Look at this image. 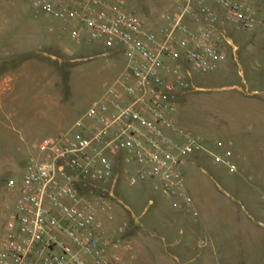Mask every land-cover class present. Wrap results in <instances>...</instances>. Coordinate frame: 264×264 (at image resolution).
Masks as SVG:
<instances>
[{
  "label": "built area",
  "instance_id": "1",
  "mask_svg": "<svg viewBox=\"0 0 264 264\" xmlns=\"http://www.w3.org/2000/svg\"><path fill=\"white\" fill-rule=\"evenodd\" d=\"M32 5L65 29L72 26V39L80 40L81 26L89 39L104 40L110 50L118 47L127 62L72 129L38 145L22 181L7 183L14 208L0 264H127L133 248L128 225L106 228L99 219L113 221L115 184L120 176L130 185L157 180L166 197L191 206L183 166L205 147L202 137L176 123L178 98L193 87V73L212 71L226 59L227 48L237 51L227 24L264 32V1L183 0L162 15L167 26L157 30L124 0H33ZM210 155L235 171L228 160Z\"/></svg>",
  "mask_w": 264,
  "mask_h": 264
},
{
  "label": "rangeland",
  "instance_id": "2",
  "mask_svg": "<svg viewBox=\"0 0 264 264\" xmlns=\"http://www.w3.org/2000/svg\"><path fill=\"white\" fill-rule=\"evenodd\" d=\"M124 1L129 10L157 24L178 2ZM31 2L27 0L26 6L34 14ZM36 14L47 20L42 12ZM225 28L238 51L228 50L221 66L206 74L193 73V87L178 98L176 123L202 137L205 147L188 156L183 166L194 210L182 200L166 197L157 180L130 185L120 176L115 184L109 211L113 223H126L127 236L133 235L138 247L164 264H264V32L259 27L237 30L230 24ZM104 45L98 39L79 47L76 58L92 57L79 59L70 72L69 89L64 92L70 126L123 71L124 55L111 53ZM259 62L257 73L253 66ZM245 94L250 95L247 101ZM25 108L24 102L7 103L0 111V249L14 208L7 183L22 181L27 162L20 122ZM216 142L223 146L216 147ZM210 152L228 160L235 171L215 162Z\"/></svg>",
  "mask_w": 264,
  "mask_h": 264
},
{
  "label": "crops",
  "instance_id": "3",
  "mask_svg": "<svg viewBox=\"0 0 264 264\" xmlns=\"http://www.w3.org/2000/svg\"><path fill=\"white\" fill-rule=\"evenodd\" d=\"M180 1L183 0H178ZM242 1L255 4L260 0ZM26 2L27 0H0V66L9 69L0 70V111L4 110L7 103H25L26 108L22 112L20 122L25 130L22 145L24 152L22 153L28 160L30 156L38 154V145L44 139L66 133L85 114L77 118L70 126L68 109L64 104L67 95L64 92L69 89L72 66L79 59L85 60L92 57L82 54L83 58H76L77 53H81L80 45L83 42L94 40L89 39L87 30L81 26L77 27L81 36L80 40L72 39V26L65 29L62 21L51 18L44 11L35 9L33 6L36 12L30 13ZM37 12H42L47 20H41ZM262 12L264 16V9ZM188 24L193 27L192 23L188 22ZM17 26L21 28H16ZM165 26L167 23L164 21L158 24L150 22L149 28L157 30ZM252 36L254 39L257 38L256 34ZM261 47L264 51V44ZM236 48L238 51V47ZM228 50L232 52L231 48H227L226 54ZM110 52L122 54L118 47L111 49ZM263 62L264 60L261 63ZM222 63H218L214 69ZM261 63L259 62L256 68L255 65L253 66V70L257 73L261 70ZM254 80L259 81L257 76ZM247 96L250 95H244L245 101H247ZM184 179L186 190L192 198V191L187 184L185 174ZM179 200L187 205L183 199ZM187 207L194 210L193 198L191 206L187 205ZM194 214H196L195 211ZM100 218L103 219L105 216L100 215ZM103 223L106 228L115 226L113 221L104 220ZM127 237L133 246L131 255L127 254L125 257L127 264H164L151 257L145 247H138L136 241L133 240V235ZM174 257L179 259L176 255Z\"/></svg>",
  "mask_w": 264,
  "mask_h": 264
}]
</instances>
